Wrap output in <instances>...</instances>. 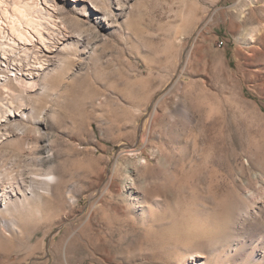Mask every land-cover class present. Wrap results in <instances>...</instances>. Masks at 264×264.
Masks as SVG:
<instances>
[{
	"label": "rangeland",
	"instance_id": "rangeland-1",
	"mask_svg": "<svg viewBox=\"0 0 264 264\" xmlns=\"http://www.w3.org/2000/svg\"><path fill=\"white\" fill-rule=\"evenodd\" d=\"M52 5L0 82V264H264V0Z\"/></svg>",
	"mask_w": 264,
	"mask_h": 264
},
{
	"label": "bare ground",
	"instance_id": "bare-ground-1",
	"mask_svg": "<svg viewBox=\"0 0 264 264\" xmlns=\"http://www.w3.org/2000/svg\"><path fill=\"white\" fill-rule=\"evenodd\" d=\"M65 1V0H64ZM67 1H71V2H80V1H87V0H67ZM6 0H0V5L3 4L5 5ZM53 15L52 13L50 14L48 12L49 17L53 16L54 21L57 23V17L55 16L56 10L55 7H53ZM95 10V8H94ZM86 16V15H85ZM95 16V15H93ZM15 18V16H13ZM17 17V16H16ZM56 19H55V18ZM18 18V17H17ZM95 20L97 19L96 16L94 17ZM59 19V18H58ZM104 24L106 26H111L112 24V20L108 17L105 16L104 18ZM59 25V24H58ZM61 25V24H60ZM63 25V24H62ZM61 25V27H63ZM56 26V25H55ZM8 30L7 31H3L2 27L0 26V35L2 38L0 39V70L2 67H4V71L0 72V82H5V81H16L15 83H18L19 87H21L23 90L21 91H29V90H33L32 88V82H30V80L34 79L36 76H39V73L42 72L46 67H44V61L48 60L47 58V54L49 53L50 49L52 48V46H54L55 41L52 37L53 33H48V32H44V31H39V26L38 28H36L34 25L32 26L31 24H27V27L31 28L29 30H25V32L23 33V30L17 29L16 26H8ZM51 30V29H50ZM59 31V30H58ZM57 34H61V32L57 33ZM61 38V37H60ZM62 39V38H61ZM60 42V41H57ZM14 49H19L21 51V53H30L32 55H34V63L31 65L29 64V62L24 61V63L22 64L20 60H18L14 67H10L9 62L13 59L12 55L9 57L8 52L9 51L11 54L14 53ZM44 54V61L41 60V54ZM46 56V57H45ZM40 57V59H39ZM14 60V59H13ZM25 67V68H22ZM6 69V70H5ZM7 71V72H6ZM8 72H12L13 74L8 75ZM3 73V76H2ZM3 77V78H1ZM12 78V79H10ZM2 85V84H1ZM17 85V86H18ZM2 91H8L11 88L6 87V85L2 86ZM20 89V88H19ZM11 91V90H10ZM12 92V91H11ZM7 94V92H6ZM5 117H15L17 114H15L14 111L11 110V108L9 107L6 111H5ZM20 116V115H18ZM21 117V116H20ZM10 177H7L6 180L8 181V184H13V177L7 173ZM40 182L42 184H45L48 186V188L50 187V185L55 184L57 182V177L54 174H47L44 175L43 179H40ZM74 203V201H72V204ZM6 204L4 203V206ZM7 215H10V213H7ZM9 222H12L13 225L14 223L17 222V218L14 216H11V218H8ZM5 220V218H4ZM14 230L17 231V233L19 235H22V231L19 230L18 227L13 226ZM30 236L28 237V241L30 240Z\"/></svg>",
	"mask_w": 264,
	"mask_h": 264
},
{
	"label": "built area",
	"instance_id": "built-area-1",
	"mask_svg": "<svg viewBox=\"0 0 264 264\" xmlns=\"http://www.w3.org/2000/svg\"><path fill=\"white\" fill-rule=\"evenodd\" d=\"M17 3L11 2L10 0H6L5 5H0V26L2 27L3 31L8 30V26H16L17 29L23 30V33L25 30H29L31 28L27 27V24L34 25L36 28H38V25L42 23L43 21H40L38 18L36 19H29L28 12H31L35 15H42L43 13L46 14L48 22L49 23H56L53 19V16L48 15V12L51 14L53 12V0H16ZM53 15V13H52ZM15 16V18L13 17ZM18 18H17V17ZM55 26V24H52ZM39 29V28H38ZM39 31H42L39 29ZM45 32V31H44ZM4 35V34H3ZM0 35V39L2 38ZM4 38V36H3ZM2 38V39H3ZM223 46V42H219L218 47ZM8 55L9 57L12 55L13 59L9 62L10 67H14L15 63L20 60L23 64L24 61L29 62V64H33L35 59L34 55L30 53H21L19 49H14V53L11 54L9 51ZM25 68V67H22ZM6 70V69H5ZM4 71V67L1 68L0 72ZM7 72V71H6ZM13 74L12 72H8V75ZM3 76V73H2ZM3 78V77H1ZM12 79V78H10Z\"/></svg>",
	"mask_w": 264,
	"mask_h": 264
}]
</instances>
